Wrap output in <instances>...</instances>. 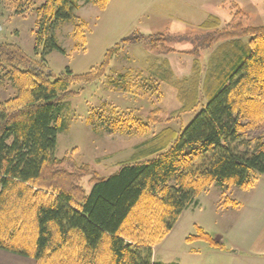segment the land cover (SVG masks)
Here are the masks:
<instances>
[{
    "label": "trees",
    "instance_id": "1",
    "mask_svg": "<svg viewBox=\"0 0 264 264\" xmlns=\"http://www.w3.org/2000/svg\"><path fill=\"white\" fill-rule=\"evenodd\" d=\"M109 1L44 0L35 8L36 57L0 41V85L15 90L0 102V250L36 264H160L153 261V249L202 193L213 185L248 189L264 177V26L243 27L235 19L224 28L213 17L202 25L213 30L204 43L214 50L202 88L195 81L180 90L184 110L199 107L187 126L164 129L149 149L108 178L100 179L70 155H54L58 134L71 127L68 100L108 77L121 48L144 44L151 53L171 51L163 35H133L88 72L67 69L54 78L46 56L64 52L57 29L73 23L74 38L84 44L88 23L78 16L80 9H103ZM34 3L14 0L16 14ZM133 81L115 83L129 93ZM140 84L145 93L159 92L154 80ZM156 122L154 113L144 117L106 103L87 118L93 132L137 137ZM85 182L93 184L90 192ZM193 240L227 249L200 228L187 238Z\"/></svg>",
    "mask_w": 264,
    "mask_h": 264
},
{
    "label": "rangeland",
    "instance_id": "2",
    "mask_svg": "<svg viewBox=\"0 0 264 264\" xmlns=\"http://www.w3.org/2000/svg\"><path fill=\"white\" fill-rule=\"evenodd\" d=\"M43 1L34 0V8L21 15L16 14L14 0L1 1L0 41L16 44L27 55L36 57L35 8ZM78 16L88 23L86 42L78 44L73 23L57 29L58 44L64 52L54 51L46 56L54 78L67 69L75 74L88 72L99 66L106 53L122 39L133 35L148 39L163 35L171 50L151 53L144 44L123 47L112 59L108 77L68 100L66 113L72 120L71 127L58 134L54 155L57 158L70 155L102 179L115 174L122 165L149 149L161 131L166 128L179 131L196 116L199 107L195 111L184 110L180 90L193 87L195 81L199 89L202 88L205 68L214 50L204 43L213 30H205L202 25L213 17L219 19L221 28L233 19L243 27L264 26V0H110L103 9L86 5ZM143 79L154 80L159 92L145 93L140 84ZM117 80H132L130 92L125 93L117 86ZM14 95L15 90L9 84L0 85V102ZM202 101L206 105L205 100ZM104 103L121 110L134 109L144 117L154 113L157 122L142 137L93 132L87 118L91 110ZM85 183L90 192L93 184ZM244 194L238 187L222 189L219 185L202 193L197 199L198 205L186 209L172 234L153 249V261L160 264H228L225 259L212 255L206 241L188 242L187 238L197 235L198 228L214 239L217 232L229 231L227 220L235 216L236 206L240 201L242 205Z\"/></svg>",
    "mask_w": 264,
    "mask_h": 264
},
{
    "label": "crops",
    "instance_id": "3",
    "mask_svg": "<svg viewBox=\"0 0 264 264\" xmlns=\"http://www.w3.org/2000/svg\"><path fill=\"white\" fill-rule=\"evenodd\" d=\"M242 191L245 193L242 205L240 201L235 216L227 220L229 231L214 235L215 240L227 249L222 251L210 248V251L212 255L228 261V264H264V178L259 177L252 187ZM0 264L35 262L0 250Z\"/></svg>",
    "mask_w": 264,
    "mask_h": 264
}]
</instances>
